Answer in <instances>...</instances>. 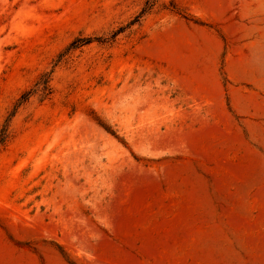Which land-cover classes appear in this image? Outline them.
Returning a JSON list of instances; mask_svg holds the SVG:
<instances>
[{"label":"rangeland","instance_id":"374dc122","mask_svg":"<svg viewBox=\"0 0 264 264\" xmlns=\"http://www.w3.org/2000/svg\"><path fill=\"white\" fill-rule=\"evenodd\" d=\"M146 1L0 0V264H264V0Z\"/></svg>","mask_w":264,"mask_h":264},{"label":"trees","instance_id":"16d2710c","mask_svg":"<svg viewBox=\"0 0 264 264\" xmlns=\"http://www.w3.org/2000/svg\"><path fill=\"white\" fill-rule=\"evenodd\" d=\"M158 1H159V0H147V1L145 2L144 7L142 8V10H141V12H140V14H139V16H138L137 18L139 19V18H142V17L148 15V14L152 11L153 7H155V5L157 4ZM170 5L172 6V9H173V10H177L175 0H171V1H170ZM136 21H137V20H135V21H134L133 23H131V24H132V25H135V23H137ZM138 21H139V20H138ZM118 33H121V31L115 33L114 36L117 35ZM90 42H91V41H89V39H87V40H83V41H82V43H84V45L89 44ZM73 45H74V44H72V45L69 47V48L72 49V50L76 47V46H73ZM82 45H83V44H82ZM71 47H72V48H71ZM51 74H52V73H46V74H44L43 77H42L43 79L39 80V81L37 82V85H36V86L38 87V90L41 89V91H43V93H45V94H47V95H49V94L52 93V89H51V87H50V80H51L50 77H51ZM29 96H30V92L24 94V95L22 96V98H21L20 103H24V102L28 101ZM5 141H6V134L3 132V133L0 135V147H1V145L4 144Z\"/></svg>","mask_w":264,"mask_h":264}]
</instances>
